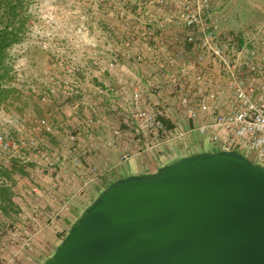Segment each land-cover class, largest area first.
Returning a JSON list of instances; mask_svg holds the SVG:
<instances>
[{
	"label": "built area",
	"instance_id": "obj_1",
	"mask_svg": "<svg viewBox=\"0 0 264 264\" xmlns=\"http://www.w3.org/2000/svg\"><path fill=\"white\" fill-rule=\"evenodd\" d=\"M59 2L40 15L58 16ZM85 2L99 59H51L35 84L24 49L6 59L2 87L37 105H0V264H47L73 210L122 166L189 150L194 136L264 168V20L229 28L214 0Z\"/></svg>",
	"mask_w": 264,
	"mask_h": 264
},
{
	"label": "water",
	"instance_id": "obj_2",
	"mask_svg": "<svg viewBox=\"0 0 264 264\" xmlns=\"http://www.w3.org/2000/svg\"><path fill=\"white\" fill-rule=\"evenodd\" d=\"M47 264H264V168L201 152L119 179Z\"/></svg>",
	"mask_w": 264,
	"mask_h": 264
},
{
	"label": "rangeland",
	"instance_id": "obj_3",
	"mask_svg": "<svg viewBox=\"0 0 264 264\" xmlns=\"http://www.w3.org/2000/svg\"><path fill=\"white\" fill-rule=\"evenodd\" d=\"M44 2L45 0H3L0 4V28L6 22L1 17H4V15L7 16V3L19 5L17 11L20 13L19 18L25 21L24 32L21 40L9 47L8 54L16 46L24 49L23 57L29 61L26 75L34 84L36 83V77L40 70L48 66L51 59L61 58L67 61L79 62L85 59H99L101 57V51L99 49H94L87 44L92 39L90 35L87 36L85 34V28L88 25V19L85 16V0H60V13L54 18L42 17L40 15L39 10L43 9L41 5ZM16 50H19V48ZM32 101V99L27 100L23 96L18 95L6 104L21 109L28 106H36L37 104ZM197 140L201 145H204L205 152L213 153L219 151L208 139L197 135ZM165 164H167V161H165ZM139 171L135 165L131 170V174H138ZM105 189L90 196L89 205L87 204L86 209L93 204ZM85 210L76 215L74 223L82 217ZM73 226L69 227L67 232L64 230L57 240H51L50 243H53L56 248H59L62 240ZM48 247H46L47 250ZM56 250L51 251V257Z\"/></svg>",
	"mask_w": 264,
	"mask_h": 264
},
{
	"label": "crops",
	"instance_id": "obj_4",
	"mask_svg": "<svg viewBox=\"0 0 264 264\" xmlns=\"http://www.w3.org/2000/svg\"><path fill=\"white\" fill-rule=\"evenodd\" d=\"M214 2L219 11H221L226 16V25L229 28L241 29L243 27H252L264 20V0H214ZM97 75L101 74L99 72H96L95 70H91L90 77H94ZM90 81L93 84L102 85V81L96 80V78H92ZM39 113L42 115L46 114V110H39ZM104 133L106 135V138L112 137V129H105ZM193 141L197 144L191 147V149L189 150H185L184 148H181L179 146L172 145L170 148H166L159 156L156 157V159L154 157L135 158L134 160L122 166L120 174L113 179H109L104 187L100 189V192L105 189L107 185L119 179L134 175L131 174V170L135 165L138 168V171L140 170L139 173L135 175L145 176L156 173L161 167L172 164L183 157L205 152L204 145H201L198 142L197 136L193 137ZM103 156L107 157L110 164H115L117 162L118 153L116 151H107L103 154ZM93 159L94 155L92 157V160ZM165 161H167V164H165ZM87 204L89 205V203ZM87 204L85 205L86 207ZM85 206L83 208H76L75 210H73V214L71 216L74 217V221L76 219V215L86 209ZM74 221L68 222V225L62 226L65 232L68 231L69 227L75 224Z\"/></svg>",
	"mask_w": 264,
	"mask_h": 264
},
{
	"label": "trees",
	"instance_id": "obj_5",
	"mask_svg": "<svg viewBox=\"0 0 264 264\" xmlns=\"http://www.w3.org/2000/svg\"><path fill=\"white\" fill-rule=\"evenodd\" d=\"M2 1L3 0H0V4ZM7 6V16L4 15V17H1L5 19L4 21L6 22L4 26L0 28V105L18 96L13 89L3 88L2 85L6 81H9L10 70L6 65L8 49L11 45L21 40L25 24L24 19L19 18L20 13L17 11L19 5L7 3ZM76 223L74 225H76Z\"/></svg>",
	"mask_w": 264,
	"mask_h": 264
}]
</instances>
